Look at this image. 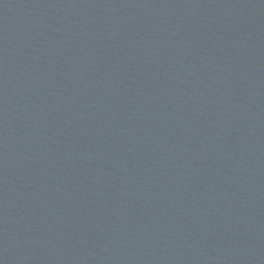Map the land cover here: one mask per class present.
Instances as JSON below:
<instances>
[{"label":"water","instance_id":"95a60500","mask_svg":"<svg viewBox=\"0 0 264 264\" xmlns=\"http://www.w3.org/2000/svg\"><path fill=\"white\" fill-rule=\"evenodd\" d=\"M0 264H264V0H0Z\"/></svg>","mask_w":264,"mask_h":264}]
</instances>
